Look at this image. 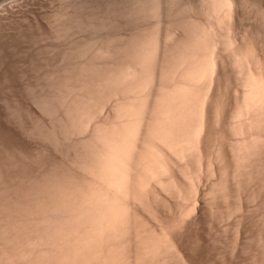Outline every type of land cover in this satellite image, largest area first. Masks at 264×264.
Masks as SVG:
<instances>
[{
    "label": "bare ground",
    "instance_id": "obj_1",
    "mask_svg": "<svg viewBox=\"0 0 264 264\" xmlns=\"http://www.w3.org/2000/svg\"><path fill=\"white\" fill-rule=\"evenodd\" d=\"M210 3H212L211 8L215 12L213 14H216V24L206 27V24H203L204 26L199 24L196 28L193 27L196 31L200 26L201 29L205 28L202 30L199 28L198 32L190 30L192 33H189L188 37L191 38L184 37L185 40H181L182 44L179 42L181 45L185 43L183 46L178 44L179 47L177 46L176 50V47H173L175 56L172 55V57L174 59L170 60L172 58L166 57L168 60L164 62L166 64L163 63L165 66L170 63V65L168 64L170 69H168V65V68H164L162 63L163 68H161L160 59L164 44L162 45L161 40L163 39H160L159 33L157 34L155 31L153 35L151 33L149 39L146 40L144 37L142 42L145 44H141L143 46H138L137 57L135 61L132 59L133 62H136V66L128 67V69L125 66L126 69L115 74L114 78L110 76V79L113 78V80H110L111 84L108 81L112 87L111 89L108 86L109 89L112 91L119 88L127 93V98L119 103L114 118L112 117L110 121L104 120V123L101 121L102 124H98L99 126L93 132L94 135L89 136V140L82 141L83 146L80 148L82 152L77 153L75 150V153L79 155L76 158L74 154L75 158H71L75 159L72 160L73 165L72 161L70 162L71 168L63 167L65 163L61 161L63 155L60 153L62 152L57 153V164H55L53 178L51 177L52 182L51 184L48 182V187L46 186L44 189L48 196L40 190L38 192L42 194V198H38L39 195L34 197L37 200L33 201L32 205L16 201L13 206L9 204L11 205L8 207L9 209L15 208L11 210L15 211L13 213L15 217H12L15 219L11 221L12 223L9 222V231L12 230L15 233H12L11 236L8 232L10 236L6 235V241L3 239L6 247L2 251L3 255L2 253L0 255L3 256L4 264H212L214 262L209 258L213 255L212 251L210 252L212 239L209 236L210 232L209 235L206 233L205 227L210 209L207 197H214V195L217 197L216 193L222 194L219 193L220 191L223 194L227 191L229 193L228 186L231 184L227 183L229 179L226 180V178H229L232 173L227 177L226 175L232 167L229 164L230 159L236 165H233L235 169L230 172L244 166L243 163L247 164V168L251 163H253L252 166L256 163L259 166V162L264 159V157L261 158L262 155L264 156V45L261 43L264 42V38L260 39V37H264V30L261 31L262 34L260 29L259 31L257 29V32L246 29L248 32L245 31L247 33L242 34V39L231 34L240 33L236 28L242 26L240 23L246 14L245 4L257 6L264 23V0H211ZM243 12L245 13L243 14ZM210 13L212 12L210 11ZM191 26L192 24L189 27L191 28ZM217 26L218 29L228 30V38L225 39V36L224 40L226 41L223 40L226 46L223 45V41L220 42V34L215 35L216 31L214 32V30H217ZM184 29L182 30L184 31ZM224 29L223 32L226 34L227 30L225 32ZM235 30L237 32H234ZM258 32L261 33V36ZM238 39H241V42ZM218 46H224L225 50H219ZM226 53H228L227 56ZM227 57H230L229 63H227V59H229ZM230 62L231 65H228ZM226 63L231 67H229L230 70L233 69L234 73L235 70L238 72L235 76L239 74L237 76L240 78L237 80L240 83L236 81L237 83L235 82L234 85H237L238 88L239 84V89L232 86L233 82L229 81L228 76L232 77L234 73L230 72L229 74ZM84 66L86 65L84 64ZM162 69L167 71L164 72ZM104 70L106 69L104 68ZM92 71L89 68V72L92 73ZM166 72H168V80L165 79V76L167 78ZM234 77L231 79L236 80ZM229 82H231V88L227 87ZM228 89L235 93L234 97H232L234 94H229ZM74 99L76 98L74 97ZM81 104L83 103L81 102ZM86 104L83 106L86 107ZM80 108L82 110V107ZM81 112L86 113V110ZM77 113L71 117L77 119L74 117ZM83 116L87 117L86 114ZM85 119H77L82 121L80 122L82 128L84 121L86 124L87 119ZM88 120L90 122V119ZM70 127L72 129L74 125ZM76 128L78 129V127ZM227 135L232 136L231 138L234 136L235 140L228 142ZM212 156L215 157V161ZM205 159L211 162L209 165L212 167L216 165L217 168L216 161L221 164L218 168L220 167L222 170L217 169L219 173L222 171V175H220H225V178L221 177V181L215 183L216 188L212 186L214 188L212 190L218 188L220 191H216V193L215 191L203 192L199 195V191H201L199 186H194L200 185L196 178L197 184L195 182L191 183L192 185L189 184L196 192L195 197L192 195L190 198L193 203L182 208L181 203L188 197L186 195L190 188H187L185 180L187 181L190 176L191 166L193 168L199 163L198 165L202 164L200 166L203 167V164L207 162H201ZM227 164L231 167L228 168ZM65 166L67 165L65 164ZM262 166L260 165V167ZM227 168L230 170L228 171ZM244 168L242 167L243 170ZM242 169H239L241 173ZM250 169L251 175L253 171L255 173L257 170ZM213 170L215 172V166L209 172H213ZM238 172L240 171H234L235 174L233 173L234 176L231 175V177L238 174L239 177L236 178L239 179L241 173ZM250 174L247 175L251 176ZM193 176L195 175L193 174ZM237 179L235 182L238 184L240 180L237 182ZM239 185L238 190L240 189ZM0 193L2 194V192ZM3 193L7 194L5 191ZM35 194L37 195V192ZM223 194L222 196L227 197V194ZM238 196L240 197V194ZM222 199L228 200L224 197ZM241 199L238 203H241ZM216 200L218 201V199ZM211 212L213 213V211ZM2 222L5 224L4 220ZM5 225L8 226V224Z\"/></svg>",
    "mask_w": 264,
    "mask_h": 264
},
{
    "label": "rangeland",
    "instance_id": "obj_2",
    "mask_svg": "<svg viewBox=\"0 0 264 264\" xmlns=\"http://www.w3.org/2000/svg\"><path fill=\"white\" fill-rule=\"evenodd\" d=\"M210 2L211 0H0V192H2V194L0 193V204L2 205H0V240L2 239L0 241V254L2 253L3 255L2 251H4V248L6 247L4 246L6 245V235L12 236V233H15L12 230L9 231L10 223H12L11 221L15 219L12 218L15 217L13 216V213H15V211L12 212L11 210H14L15 208L9 209L8 207H10L11 205L13 206L15 204V201L23 202L24 204L28 205L31 203L32 205L37 200L34 197L39 195L38 198H42V194L38 191L41 190L42 193H45L46 191H44V189L48 185L47 183L49 182L51 184V179L53 178V173L55 172V164H57V153L62 152L60 153L61 155H63V157H61V161L67 165L65 166V164H63V167L71 168L69 165H71V163L73 165V161L75 160L71 158H77V156L79 155L75 153V150L77 153L82 152L80 149L83 146L82 141H86L87 139L89 140V138L94 135L93 132L96 127L104 123V120L110 121L112 117L114 118V114L116 113L115 111L119 103L125 98H127V93H125L119 88L113 89L111 91L112 87L111 85H109V82L110 80H113L115 74L124 71L126 68L128 69V67L131 68V66H136V62H133V60L135 61L137 57V48L145 44V42L142 41H144L145 38L146 40L147 38L149 39L151 33L153 35V32L157 31V34L159 33L158 36L160 37V39H163L161 40L162 45L164 44L162 46L164 54L161 50L162 57L160 59V65L161 63L163 64L165 61L167 62V58H172L170 60H173L174 58L172 57V55L177 49L178 44H182L181 40L184 41V37L187 39L189 33L193 32L192 30L196 31V29H193V27L196 28V26H199V24L202 26H204L203 24H206L205 27L209 26L210 24H216V14H213L215 12L214 10H212V3ZM247 5L249 4L244 5V10L246 9V14H244L245 12H243L245 17L244 19L242 18L243 20L241 19L242 23L240 24H242V26H237V28L239 27L241 29L239 30V28H236V30L240 32V35L236 33H231L232 35H235L236 38H240L242 34L244 35L245 33H247L248 29L254 31L256 30V32L257 29L258 31L260 29V32L264 30L261 29L264 28V23L262 22V16L257 6H255L256 8L252 5L246 7ZM210 11L212 13H210ZM213 17H215V20H213ZM183 19L185 22L183 21ZM191 20H193V22H191ZM212 20L214 23L212 22ZM206 22L209 24H207ZM191 24L192 26L190 28L189 26ZM180 25L182 28L180 27ZM205 27H202V29ZM216 28L217 30H214V32L216 31L215 35L220 34V39L215 35L214 37L219 39L222 43L225 36V39L228 38V30L224 29L222 26L224 31L227 30L228 34H225L223 32V29H221L220 27V29H218V26ZM182 29H184V31ZM190 30L192 32H190ZM198 30L196 32H198ZM236 30L234 32H237ZM263 38L264 37H260V39ZM241 39L238 40L241 42ZM224 41L223 45L225 44ZM261 43H263L264 45V42ZM173 47H176L175 50ZM220 47L218 46L219 50H225L224 46ZM222 47H224V49H222ZM168 52L170 53V55ZM228 53H226V56ZM228 55H230V53ZM163 57L166 60H163ZM224 58L226 59L225 56ZM227 58H229L227 59V61H230V57ZM162 60L163 62H161ZM229 61L227 63H229ZM124 62L125 64L128 63L129 65H125ZM84 64L86 66H84ZM164 64V68L167 67L168 64L170 65V63H167L166 66ZM228 65H231V62ZM125 66L127 67L125 68ZM163 66L161 65V68H163ZM229 67L230 66H228V68ZM89 68L90 71L93 70L92 73L89 72ZM104 68L106 70H104ZM228 68L227 71H229V74L230 72L234 73L233 69H231L233 71L230 70L231 67L229 68V70ZM168 69H170V66ZM167 70L164 69L163 71L165 72ZM236 72L237 71L235 70V73L233 74L234 76ZM94 74L98 76L96 77ZM166 75L167 78L165 76V79L168 80V72H166ZM233 75L232 77H230L229 75L228 78L230 79L229 81L233 82L232 86L236 87L237 85L234 84L236 81L238 82L237 79H239L240 77L237 76L239 75L237 74L236 76L238 78L235 76L236 80L233 79V81L231 79L234 77ZM99 76L102 78H100ZM110 76L113 78L110 79ZM231 82H229L230 84L228 83L230 85V87L229 85H227L228 88L232 87ZM238 83H240V81ZM108 86H110L111 89H109ZM237 89H239V84ZM229 90L231 89H228L229 94H234L232 95V97H234L235 93H232V91H234L233 88L232 91ZM237 92L236 94L238 95ZM74 97L76 99H74ZM81 102L83 104H81ZM85 104L86 107H84ZM80 107H82V110ZM76 108L78 109L76 110ZM85 110L86 113L81 112ZM80 112L81 114H86L87 117H82L83 114H80V116ZM76 113L77 115L74 117H77V119L79 118L81 120L82 118L83 120V118H86L87 120L90 119V122L89 120L87 122V120L85 119L86 124L84 121L82 128V123H80L82 121H78L76 118H72L73 114L75 115ZM67 114H69L70 116ZM73 119L74 121H78L79 123H73ZM65 122L67 125L69 123V127L65 124ZM76 123L80 125L75 126L77 125ZM95 124L96 126L93 127V125ZM72 125H74V127H72L71 129L70 126ZM76 127H78V129ZM66 128L68 129L67 131L65 130ZM228 137V142L230 140H235L234 136L233 138H231L232 136L230 137V135ZM74 147L77 148L75 149ZM263 157L264 156L262 155L261 158L263 159ZM212 158L215 161V157L212 156ZM208 159H205L207 161L203 160L201 162L208 163L203 164V167H201L202 164H200L201 166L198 165L199 163L193 168L191 166V173L190 176H188L187 178V181L189 180V182L185 180L187 188L190 187L188 190L189 195H186L188 196V199L186 198L187 202L185 199H183V202L181 200L182 208L184 206H190L193 203V200L191 203L190 198H192V195L193 197H195L194 195H196V192L193 190V186H189V184L192 185L191 183L193 182H195L196 184L199 182L200 184L194 185L199 186V189L201 190L199 191V195H201V193L203 192L209 193L210 191H215L216 193V191H220L218 188L216 190H212L214 189L212 188V186L215 187L221 177L223 178L225 176L224 174V176H221L222 171L221 173H219L218 171V169L220 168H218V166H221V164H218V161L215 162L217 164V169L216 165H213V167L212 165H209L211 164V162H208ZM262 162H264V159L259 162L260 165L264 166V163ZM213 163L214 162H212V164ZM229 164L232 165V167ZM229 164H227V166L229 165L228 168L231 167V170L229 169L230 171H232V169H235L234 166L236 165L233 164V161H231V159ZM257 164L258 163L252 166L253 163H251L248 165L247 168V164L243 163L244 166L242 167L244 168L246 166L244 168L246 174L242 167H239V169H242V173L241 170H239L237 167L236 168L238 170H233V172H230L227 168L229 173H227L226 177L229 176L231 173V175H233L234 171H240L238 173H241L239 179L236 178L238 176L237 173V176L235 177H231L230 175L229 178H226V180H230L227 181L228 184H231L228 186V190L230 188V194L228 193V191V194L226 192L223 194V192L220 191L219 193H222L223 195L227 194V197L222 196V194H220V196L218 193H216V197L214 195V192V197H207L210 203V209L208 212L209 214L207 215L208 221H206L205 227L206 233L209 235L210 232L209 236L212 239H210L212 242L210 246V252L212 251L213 253L211 252V254L213 255L209 257L211 258L212 262H215H211L212 264H264V172L262 173V171H264V167H260V165L258 166ZM256 165L262 168L263 170L260 168L258 169ZM206 166H209V170L214 169L215 166V172L214 170L213 172L211 171L212 173L209 172ZM252 167L254 168L252 169ZM197 168H200L198 170L200 172V175L199 172L196 170ZM249 169H257L259 171H262L258 173V171L256 170V174L253 171V174L251 175V172L249 173ZM220 170H222V168H220ZM209 173L211 174V176L213 175L212 177L214 178H212ZM193 174L195 176H193ZM196 174L201 177L197 176ZM205 174L206 176H204ZM247 174H250L251 176H248ZM258 174L260 175L259 177L257 176ZM196 178L198 179V182L196 181ZM200 179L202 182L200 181ZM235 179H237V182H239L238 180H240V183H238L240 184L239 190L238 184L235 182ZM248 180L250 181L248 182ZM254 180L255 183L253 184ZM205 182L208 183L206 184ZM208 184L211 186H209ZM4 191L7 192L8 195L6 193H3ZM35 191L37 192V195L35 194ZM239 194L242 199L238 196ZM29 196L31 197V199ZM222 197H224L225 199L227 198L228 200L226 201L229 204L224 199H222ZM238 197L239 200L237 199ZM216 199H218V201ZM240 199L241 203H238V201L240 202ZM211 211H213V213ZM3 220L5 224H8V226L3 224ZM206 225L209 226V229ZM4 230H6L7 232L5 231V233ZM8 232H10V235ZM213 241H215L216 244ZM2 255H0V264L1 260L2 264L5 263Z\"/></svg>",
    "mask_w": 264,
    "mask_h": 264
}]
</instances>
